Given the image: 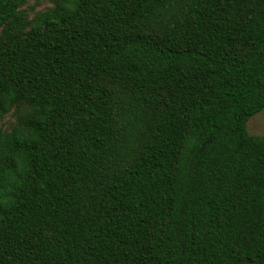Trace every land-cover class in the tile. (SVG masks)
Here are the masks:
<instances>
[{
	"label": "trees",
	"instance_id": "obj_1",
	"mask_svg": "<svg viewBox=\"0 0 264 264\" xmlns=\"http://www.w3.org/2000/svg\"><path fill=\"white\" fill-rule=\"evenodd\" d=\"M0 0V264H264V0Z\"/></svg>",
	"mask_w": 264,
	"mask_h": 264
},
{
	"label": "rangeland",
	"instance_id": "obj_2",
	"mask_svg": "<svg viewBox=\"0 0 264 264\" xmlns=\"http://www.w3.org/2000/svg\"><path fill=\"white\" fill-rule=\"evenodd\" d=\"M48 0H29V5L35 9L43 8L48 5ZM250 134L264 136V109L249 118L246 123Z\"/></svg>",
	"mask_w": 264,
	"mask_h": 264
}]
</instances>
